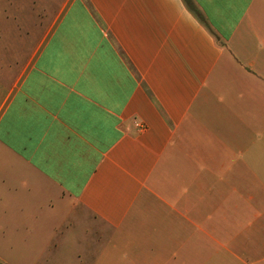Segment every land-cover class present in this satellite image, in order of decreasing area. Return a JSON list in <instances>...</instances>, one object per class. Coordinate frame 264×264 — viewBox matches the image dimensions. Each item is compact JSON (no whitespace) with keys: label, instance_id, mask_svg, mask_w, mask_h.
Here are the masks:
<instances>
[{"label":"crops","instance_id":"obj_1","mask_svg":"<svg viewBox=\"0 0 264 264\" xmlns=\"http://www.w3.org/2000/svg\"><path fill=\"white\" fill-rule=\"evenodd\" d=\"M194 2L68 0L14 66L1 264H264V0Z\"/></svg>","mask_w":264,"mask_h":264},{"label":"rangeland","instance_id":"obj_2","mask_svg":"<svg viewBox=\"0 0 264 264\" xmlns=\"http://www.w3.org/2000/svg\"><path fill=\"white\" fill-rule=\"evenodd\" d=\"M67 1L0 0V87L13 81L14 66L30 58Z\"/></svg>","mask_w":264,"mask_h":264},{"label":"trees","instance_id":"obj_3","mask_svg":"<svg viewBox=\"0 0 264 264\" xmlns=\"http://www.w3.org/2000/svg\"><path fill=\"white\" fill-rule=\"evenodd\" d=\"M188 9L204 24H206V20L201 13V11L197 8L194 0H184ZM1 264V263H0Z\"/></svg>","mask_w":264,"mask_h":264}]
</instances>
